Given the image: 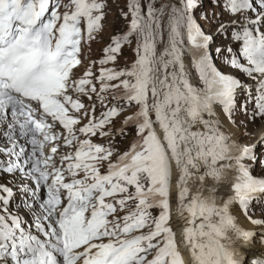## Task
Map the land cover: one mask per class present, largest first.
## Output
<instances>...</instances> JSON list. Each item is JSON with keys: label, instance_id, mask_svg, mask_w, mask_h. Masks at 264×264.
I'll use <instances>...</instances> for the list:
<instances>
[{"label": "snow or ice", "instance_id": "snow-or-ice-1", "mask_svg": "<svg viewBox=\"0 0 264 264\" xmlns=\"http://www.w3.org/2000/svg\"><path fill=\"white\" fill-rule=\"evenodd\" d=\"M125 7L78 74L108 0H0V264H247L264 245V135L247 142L264 132V0ZM125 46L130 65L103 67Z\"/></svg>", "mask_w": 264, "mask_h": 264}, {"label": "rangeland", "instance_id": "rangeland-1", "mask_svg": "<svg viewBox=\"0 0 264 264\" xmlns=\"http://www.w3.org/2000/svg\"><path fill=\"white\" fill-rule=\"evenodd\" d=\"M127 3H128V0H108L109 15H108L107 21H106V29L102 34V38L98 39L97 41H94L91 44V50L85 51L84 55H85L86 59L84 60V67H82L80 69L78 74H82L84 71V68L87 67L91 63V61H98L99 59L103 58V56H104L103 49L105 47H107V45L110 43L111 37L115 36L116 34L121 33L125 29L126 21L121 18L120 9H124L125 11H127V8L125 7V5ZM196 15H197V18L199 19L200 13L197 12ZM200 23L204 26L205 30H208L211 27L210 25L205 24L204 21H200ZM162 47L163 46L161 45L160 48H158V51L160 49H162ZM122 52H123V55L118 58V61L115 65L110 63L108 65H104L103 67H115L117 69H123L126 65H130L136 59L133 50L131 48H129L128 46H125L122 49ZM216 63L221 70H223L225 72L230 71V69L225 68L224 65L219 60H217ZM100 67L101 66L99 64H97L93 68V71L97 72V75L99 74L98 69ZM241 78L243 79V76H241ZM135 110L136 109H132L131 111L134 112ZM100 111H101V109L98 106L97 113L99 114ZM128 114H131V112L125 113V115H128ZM122 118L123 117H121V119ZM119 123H120V121H117V126L119 125ZM259 127H260L259 122L255 123V124H250L248 126V132L252 135V139L247 141V142H249V143L255 142V139H257L258 134L260 133ZM114 131H115V129H114ZM132 135H134V132L127 137H122V136L118 137V146L122 149H126L129 145V143L131 142ZM94 139H96L97 142H101L99 140V138H94ZM257 151H258V153H264V148H258ZM257 172H259V169H257ZM177 185L178 184L176 183V186ZM177 191H179L178 186H177ZM175 201H176V198L173 197V195L171 194V205L172 206L175 204ZM152 212H153L154 216H158V214H159L158 209H153ZM251 214L253 215V218H257L259 216V206L258 205L252 206ZM255 227H257V226H255Z\"/></svg>", "mask_w": 264, "mask_h": 264}, {"label": "bare ground", "instance_id": "bare-ground-1", "mask_svg": "<svg viewBox=\"0 0 264 264\" xmlns=\"http://www.w3.org/2000/svg\"><path fill=\"white\" fill-rule=\"evenodd\" d=\"M157 131L162 135V132L159 128H157ZM260 135H264V132H260L258 134V137ZM175 175H176V170H174L173 184H172V189H171V194L173 195V197L176 198L175 204L172 206V215H173L172 225L174 227V230L177 232V241L179 243L182 240V236L180 233L181 223L177 217V211H176L177 210V202H178V191H177L178 185L176 186ZM235 215L237 216V222L239 225L244 227L246 230H256L259 234L260 229H258L254 225H252L251 222L248 221L243 216V214L240 212L239 209L235 210ZM180 247H181V251L185 255V258L187 259L188 255H189L188 252L184 249L183 244H181ZM241 251L245 255V259H246L247 264H251V261L253 259L264 258V245H262L258 239L253 243V245L245 246V247L241 248Z\"/></svg>", "mask_w": 264, "mask_h": 264}]
</instances>
